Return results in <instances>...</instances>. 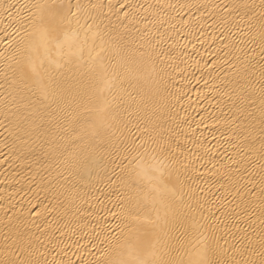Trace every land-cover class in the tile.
Wrapping results in <instances>:
<instances>
[{"label": "bare ground", "instance_id": "bare-ground-1", "mask_svg": "<svg viewBox=\"0 0 264 264\" xmlns=\"http://www.w3.org/2000/svg\"><path fill=\"white\" fill-rule=\"evenodd\" d=\"M102 2L98 23L122 37L125 63L117 92L90 102L78 76L47 100L20 82L16 60L37 0H0V261L120 259L133 237L109 183L117 150L135 140L159 155L163 136L177 172L165 170L163 184L155 171L139 181L141 218H167L172 235L187 230L193 252L202 234L229 264H264L262 0ZM105 98L113 111L98 129L90 121ZM168 189L183 191L184 203ZM193 217L204 227L193 230Z\"/></svg>", "mask_w": 264, "mask_h": 264}, {"label": "snow or ice", "instance_id": "snow-or-ice-1", "mask_svg": "<svg viewBox=\"0 0 264 264\" xmlns=\"http://www.w3.org/2000/svg\"><path fill=\"white\" fill-rule=\"evenodd\" d=\"M104 6L102 0L89 4H84L81 0H37V3L32 5L37 10L35 15L29 13L32 20L28 26L32 31H25L28 40L20 50V59L16 60L17 68L14 75H18L25 87L30 85V91L45 100L56 95L60 81L67 75L80 78L84 97L90 102L92 99L99 100L105 91L117 92L121 70L125 63L124 48L120 43L122 37L111 35L108 31L110 26H104L102 30L101 23H98V21L102 22ZM111 32H115V29H111ZM259 36L261 51L264 52V24L261 25ZM53 53L59 58L54 57ZM114 100L115 97L113 102ZM261 101L264 112V96L261 97ZM112 111L111 103L105 98L96 108V119L90 123L98 129L104 127ZM25 135H28L27 130ZM95 135L99 136L100 132L96 131ZM161 141L163 146L158 145L159 155L157 149H153L149 154L145 144L135 140L131 144L123 143L117 150L121 157L120 171L113 170L109 183L115 186L114 194L122 201L119 207L125 209L126 204L128 206L133 238L126 241L121 258L108 264H229L224 258L223 249L218 247L215 237H212L210 242L208 236L199 235L196 243L200 247L193 252L189 245L193 248L195 245L191 240L184 239L189 235L187 230L172 235L171 231L177 226L174 224L173 228L169 229L167 218L163 225L159 216L155 220L148 215L141 218L138 211L141 188L139 181L155 171L160 173V177L153 178L163 184L165 170L169 179L177 172L169 162L168 156L164 155L166 152L174 154V146L163 136ZM149 159L153 163L148 164ZM177 183H179L178 176ZM121 189L133 192L135 195L126 197ZM168 191H171L173 196H178L181 204L184 203L183 191L179 193L172 189ZM188 207L191 209L192 205ZM199 207L202 209L203 205ZM192 219L190 227L193 230L198 231L204 227L197 224L194 217ZM183 226L181 222L179 227ZM153 240L155 243L152 242ZM0 264H15V262L0 261ZM22 264H39V262L25 260ZM97 264L101 262L98 261Z\"/></svg>", "mask_w": 264, "mask_h": 264}]
</instances>
